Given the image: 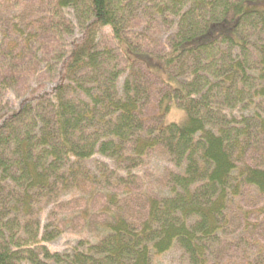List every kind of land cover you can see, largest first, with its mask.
Instances as JSON below:
<instances>
[{
    "label": "trees",
    "instance_id": "obj_1",
    "mask_svg": "<svg viewBox=\"0 0 264 264\" xmlns=\"http://www.w3.org/2000/svg\"><path fill=\"white\" fill-rule=\"evenodd\" d=\"M175 248L264 264V0H0V264Z\"/></svg>",
    "mask_w": 264,
    "mask_h": 264
},
{
    "label": "rangeland",
    "instance_id": "obj_2",
    "mask_svg": "<svg viewBox=\"0 0 264 264\" xmlns=\"http://www.w3.org/2000/svg\"><path fill=\"white\" fill-rule=\"evenodd\" d=\"M263 8V7H261ZM107 32V30L105 31ZM104 32V33H105ZM79 37V36H78ZM145 61L147 62L148 67L150 68L151 72L156 74L158 77H160L163 80H167V74L164 70V67L162 64H160L157 61H152L150 58H146ZM123 79L119 81V85L122 86ZM10 100H15L14 97L10 98ZM24 102L22 99L19 103V105ZM188 119V115L186 112L178 109L176 105L173 103L171 105L170 113L168 114L166 118V123H176V124H185ZM171 169V166L167 163V161L164 158H155L152 162V165L150 167L149 173L151 174V177L149 178L150 184L154 188L157 187V181L160 177H162L163 173L167 170ZM248 203V202H247ZM246 205V204H245ZM102 229L101 227L96 223H91L86 225L84 228H80L79 225H70L67 230H65V233L61 237V239L53 244L51 246L52 250L54 251H64L67 247H71L72 245L76 244L78 240H89L92 242H95L97 240V237L101 234ZM153 264H186L185 263V257L183 253L175 248L169 253L158 256L154 258Z\"/></svg>",
    "mask_w": 264,
    "mask_h": 264
}]
</instances>
